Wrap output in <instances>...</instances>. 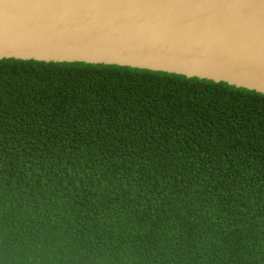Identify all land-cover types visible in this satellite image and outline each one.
<instances>
[{
    "label": "trees",
    "instance_id": "1",
    "mask_svg": "<svg viewBox=\"0 0 264 264\" xmlns=\"http://www.w3.org/2000/svg\"><path fill=\"white\" fill-rule=\"evenodd\" d=\"M0 264H264V94L0 59Z\"/></svg>",
    "mask_w": 264,
    "mask_h": 264
},
{
    "label": "water",
    "instance_id": "2",
    "mask_svg": "<svg viewBox=\"0 0 264 264\" xmlns=\"http://www.w3.org/2000/svg\"><path fill=\"white\" fill-rule=\"evenodd\" d=\"M84 62L264 94V0H0V59Z\"/></svg>",
    "mask_w": 264,
    "mask_h": 264
}]
</instances>
